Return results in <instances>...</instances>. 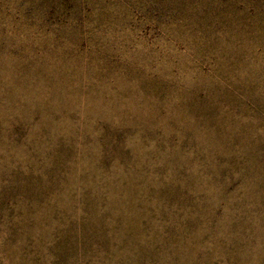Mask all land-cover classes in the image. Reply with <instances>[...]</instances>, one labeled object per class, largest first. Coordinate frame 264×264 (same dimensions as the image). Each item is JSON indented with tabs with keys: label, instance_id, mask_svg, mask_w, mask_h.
<instances>
[{
	"label": "rangeland",
	"instance_id": "rangeland-1",
	"mask_svg": "<svg viewBox=\"0 0 264 264\" xmlns=\"http://www.w3.org/2000/svg\"><path fill=\"white\" fill-rule=\"evenodd\" d=\"M0 264H264V0H0Z\"/></svg>",
	"mask_w": 264,
	"mask_h": 264
}]
</instances>
